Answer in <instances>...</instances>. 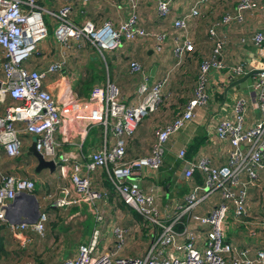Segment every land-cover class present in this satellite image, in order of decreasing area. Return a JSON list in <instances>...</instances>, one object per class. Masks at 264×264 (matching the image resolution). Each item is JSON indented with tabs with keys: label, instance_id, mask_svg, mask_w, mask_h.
<instances>
[{
	"label": "built area",
	"instance_id": "built-area-1",
	"mask_svg": "<svg viewBox=\"0 0 264 264\" xmlns=\"http://www.w3.org/2000/svg\"><path fill=\"white\" fill-rule=\"evenodd\" d=\"M88 1L91 0H81L83 4ZM125 1L128 14L116 27H112L109 21L95 27L89 20H84L81 25L74 24L68 17V5L52 12L40 7L35 0H0V50L5 59L1 64L0 79V153L8 158L18 156L22 136L33 135L35 151L44 159L52 160L58 178L68 182L40 199L60 208L84 204L92 215L93 223L87 239L78 243L75 256L63 259L62 264H264L262 248L251 253L249 247H236L224 239L228 225L247 224V189L255 183L258 172L264 169V29L254 32L251 37L252 44L260 51L258 68L249 85L259 116L250 125L244 126L246 99L237 95L233 98L230 114L216 119L214 137L229 146L222 165H213L207 156L185 159L184 150L178 151L177 157L183 165L181 174L189 185L167 223L158 215L152 194L143 192L132 174L144 169L155 171L160 166L166 138L192 119L194 108L206 104V81L211 69L226 68L236 75L244 73L242 64L226 67L220 60L223 42L215 36L213 26L206 30L212 42L211 50L209 56L199 62L192 97L179 114L156 129L147 154L126 159L125 141L143 117L158 109L164 98L166 77L150 85L146 83V77H142L136 87L138 100L135 104L124 103L117 86L107 78L94 85L84 101L91 104L85 121L88 125L101 126L104 137L110 134L111 143L81 156L82 163L76 160L70 162L65 154L56 155L61 143L54 136L74 120L72 111L79 103L66 88L60 108L56 98L42 86V81L49 74L62 72L69 42L74 41L80 46L83 40L87 41L103 60L102 53L117 49L122 41L152 36L153 49L158 51L165 39L164 31L151 35L138 25L137 0ZM171 1L154 0L159 18L168 14ZM207 1L198 0L197 4ZM263 10L264 0H234V13L224 14L220 22L240 21L244 11ZM43 13L56 19L53 36L61 49L58 57L45 68L29 70L24 62L46 36ZM196 15L198 10L192 7L189 13L174 18L171 22L173 30H183L186 18ZM171 51L177 65L185 53L193 51V45L188 39L174 38ZM128 69L130 73L142 75V68L135 61L128 63ZM7 98L10 102L5 103ZM63 108L65 111H62ZM98 168L106 170L107 178L122 203L147 225L158 229L141 255L125 257L119 254L126 242L127 230L116 221L110 227L111 243L99 248L98 225L102 216L95 203L100 198H106L107 194L94 189L89 180L90 172ZM194 171L200 174L201 184L192 182ZM33 190V179L0 173V223L7 225L20 244L30 241L29 236H19L22 230L41 235L47 220L46 212L38 207L36 218L31 221V208L24 198L20 197L15 204L12 203L18 195L33 194ZM214 192L218 193L219 201L209 211L205 214L192 211ZM188 223L200 227L201 235L191 231ZM175 224L180 225V230L173 228ZM255 225L262 228L264 237V219ZM250 234H254V229H248Z\"/></svg>",
	"mask_w": 264,
	"mask_h": 264
},
{
	"label": "crops",
	"instance_id": "crops-1",
	"mask_svg": "<svg viewBox=\"0 0 264 264\" xmlns=\"http://www.w3.org/2000/svg\"><path fill=\"white\" fill-rule=\"evenodd\" d=\"M35 2L43 9L52 12H56L62 5H68L70 8L68 17L76 25H81L84 20H89L95 27L105 21H109L112 27H116L128 14V5L125 0H91L84 4L81 0H49L48 5L43 0H35ZM197 2L198 0H172L169 4L168 14L164 18H159L156 15L154 0H137L138 25L151 35L160 31L166 33L158 51L153 49L154 39L152 36L122 41L117 49L104 52L109 66L108 76L105 66L101 68L97 63L98 59H102L87 41L83 40L80 46L76 42L70 41L62 72L49 74L42 81V86L60 103V108L66 88L79 103L77 109L74 107L72 111L75 116L74 120L69 122L70 124L65 126L62 131L57 132L54 137L61 143L56 152L57 156L65 154L70 162L76 160L82 163L81 156H86L89 151L109 146L112 139L109 133L104 137L98 125H88L85 121L91 104H85L84 101L79 100H86L91 89L85 94H78L80 82L93 74L92 88L108 78L117 86L124 103L135 104L138 100L136 87L142 77H146L148 85L161 77H166L167 83L163 89L164 98L159 108L143 117L132 135L125 141L124 157L126 159L145 155L155 139L156 129L179 114L184 109L187 99L191 97L198 64L209 56L211 50L212 42L206 30L210 26L214 27L215 36L223 42L220 60L226 67L242 64L244 73L238 74L239 77L226 68L224 70L211 69L206 81V92L208 93L206 104L194 108L192 119L186 121L179 130L166 138L160 166L155 171L144 169L134 171L132 174V178L136 180L140 189L145 193L152 194L158 215L166 223L170 221L175 206L180 204L189 185L181 174L183 165L177 157L178 151L183 149L184 158L187 159L185 153L188 146L195 138H200L202 143L189 160L198 156H207L213 165H222L225 162L229 146L227 142L219 141L214 137L213 126L216 119L223 114H230L233 98L237 95L244 96L246 99L244 126L250 125L259 116L249 85L252 81L253 71L258 68L260 51L252 44L251 37L254 32L264 29V10L244 11L240 21L221 23L220 20L224 14L234 13V0H208L205 4H197ZM192 7L198 10V15L187 17L183 30H173L172 20L189 13ZM45 15L46 17L42 15V19L46 27V36L37 43L36 51L24 62V66L29 70L45 68L48 63L58 57L61 49L53 36L56 19ZM174 38L188 39L193 45V51L185 53L177 65H175L171 51ZM2 59L0 50V79H2ZM130 61L141 65L142 75L129 72L128 63ZM101 70L103 77H101ZM8 102L7 98L5 103ZM62 111H65L64 108ZM33 139L34 136L31 134L22 136L21 149L24 156L21 161L28 162L31 165L30 169L27 170V165L24 163L21 165L19 162L20 167L19 165L16 169L9 167L7 171H13L17 175H20L18 173H27L32 176V179L40 174H53L58 179L55 169L52 172L47 169L34 172L35 159L27 153V147ZM2 160H6L4 155L0 156V163ZM103 170L106 175L104 168L90 172L89 180L94 189L108 194L109 188L103 184ZM60 180L63 181L61 185L68 184L67 179ZM107 180L109 181L108 178ZM60 183L56 185L55 189L61 186ZM33 195L39 208H42L45 203L50 206L49 202L40 199L41 196L38 198L34 192ZM120 201L117 195H113L112 198H100L95 203L102 216V221L98 225L100 230L99 248L111 243L110 227L116 221L115 213L120 208L123 209L121 216L124 219L118 224L127 230V238L119 254L125 257L141 255L157 235L158 229L137 220L133 215V210L125 204H120ZM218 201V193L214 192L196 205L192 211L197 214H205ZM48 210L57 211L54 213L57 219L55 223H45L41 235L27 229L19 233L21 237L29 236V243L20 244L18 239L9 232L7 225L2 224L0 235L3 238L6 253L0 259V264H62L63 259L75 256L77 244L84 242L90 231L83 238L77 236L74 240L72 237H68L63 218L69 219L82 213L89 216L92 225V215L84 204L63 208L51 206ZM246 210L247 215L250 214L245 217L247 224L228 225L224 239L236 247H249L251 253L259 248L264 250L263 230L255 225L264 219V169L258 172L255 183L247 189ZM127 212L129 214H126ZM84 221L85 219L81 223L84 224ZM176 225L173 228L177 231L180 230L181 227L175 228ZM188 227L195 234L201 235L200 227L192 223H188ZM248 229H254V234L248 235ZM67 238L71 240H67Z\"/></svg>",
	"mask_w": 264,
	"mask_h": 264
},
{
	"label": "rangeland",
	"instance_id": "rangeland-1",
	"mask_svg": "<svg viewBox=\"0 0 264 264\" xmlns=\"http://www.w3.org/2000/svg\"><path fill=\"white\" fill-rule=\"evenodd\" d=\"M45 14L46 13H43V15L46 17ZM79 101H86V100H79ZM10 164H11L10 162L9 163L7 162V159L5 161L2 160L0 163V173L7 171V169H9V167H11V168L13 167V169H16V167L19 165V163L12 164V165H10ZM24 164L27 165L26 169L29 170L31 165L28 162H25ZM18 174L25 175L26 173H18ZM34 180L36 182V186L34 187L33 192L36 196H38V198H40L39 196L42 197L44 195L52 193L58 183L61 182L59 185H61L63 183V181H61L59 178L57 179L53 174L52 175L40 174V175L35 176ZM42 201H45V200H42ZM117 207H119V206H117ZM55 212H57V211H54V210H48L47 211V213H48L47 220H46L47 223H55V221L57 219V217L54 215ZM62 212H64V211L62 210ZM122 213H123V209L118 208V211L115 213V216L117 218L116 219L117 223H120V221H123L124 217L121 216ZM126 214H129V213L127 212ZM248 215H250V214H248ZM63 219L65 220L66 226H64V227H66V230L68 232V237L70 236L74 240L76 239L77 236L78 237L80 236L81 238H83L86 234L89 233L90 228L92 226L91 221L89 219V216H87L86 214H82V213H80L74 217H70L69 219H67L65 217ZM84 219H85L84 224H82L81 222ZM69 233H71V235H69ZM67 240H71V239L67 238ZM3 264H5V263H3Z\"/></svg>",
	"mask_w": 264,
	"mask_h": 264
},
{
	"label": "trees",
	"instance_id": "trees-1",
	"mask_svg": "<svg viewBox=\"0 0 264 264\" xmlns=\"http://www.w3.org/2000/svg\"><path fill=\"white\" fill-rule=\"evenodd\" d=\"M192 52V51H191ZM191 52H189V53H191ZM102 57H103V61L102 60H100V59H98L97 60V63H98V65H100V67L101 68H104V66H105V68H106V71H107V75L109 76V66H108V61H107V58H106V56H105V54L104 53H102ZM140 65V64H139ZM199 65V64H198ZM140 67H141V65H140ZM142 68V67H141ZM91 71H92V69H90ZM197 74V73H196ZM101 77H103V71L101 70ZM93 78H94V75L93 74H91V76H89V77H87L86 79H83L81 82H80V84L78 85L79 86V90H78V94H85L87 91H90V89H91V86H92V82H93ZM108 79V78H107ZM195 81H196V76H195ZM111 82V81H110ZM114 84V83H113ZM115 85V84H114ZM194 85H195V82H194V84H193V87H192V91H191V97H192V92H193V88H194ZM116 86V85H115ZM190 97V98H191ZM189 98V99H190ZM189 99H187V101L189 100ZM9 100V102H10V99H8ZM186 101V102H187ZM175 117V116H174ZM99 130L101 131L102 130V128H101V126H99ZM202 143V139H200V138H195L194 140H193V142L188 146V149H187V151H186V153H185V157L187 158V159H189L190 157H191V155L198 149V147H199V145ZM1 155H4L3 153H0V156ZM24 156V154H23V152H22V149H20V153H19V155L18 156H16V157H13V158H8V157H6L5 155H4V157H5V159H7V161H9L11 164L10 165H12V164H14V163H19V162H21V165H23V163L24 162H22L21 161V159H23L22 157ZM8 162V163H9ZM20 164V163H19ZM19 167H20V165H19ZM2 173H4V174H8V173H12V174H14V175H17V174H15L13 171H4V172H2ZM102 174H103V178H104V181H103V184H104V186H106V187H108L109 188V193L106 195V197L107 198H112L113 197V195H117V194H115V192H114V190H113V188H112V185H110V183H109V181L107 180V178H106V175H105V172H104V170H103V172H102ZM18 176H21V177H27V178H30V179H32V176H30L29 174H25V175H18ZM34 180V179H33ZM201 176H200V174L198 173V172H196V171H194V173H193V175H192V182H194V183H196V184H201ZM36 186V182L34 181V187ZM110 194V195H109ZM120 204H122V205H124L123 203H122V201H120ZM49 208H51V206H48V204L47 203H45L44 204V206L41 208V209H43L45 212H46V214H47V216H48V213H47V211H48V209ZM133 215H134V217L137 219V220H140L142 223H145L142 219H141V217H139L134 211H133ZM182 221H183V219H182ZM47 223V222H46ZM3 226H2V223H0V231H1V228H2ZM180 227V225H176L175 226V228H179ZM5 253H6V251H5V248H4V243H3V238H2V236L0 235V259L5 255Z\"/></svg>",
	"mask_w": 264,
	"mask_h": 264
},
{
	"label": "water",
	"instance_id": "water-1",
	"mask_svg": "<svg viewBox=\"0 0 264 264\" xmlns=\"http://www.w3.org/2000/svg\"><path fill=\"white\" fill-rule=\"evenodd\" d=\"M43 2L48 5L49 4V0H43ZM5 60L4 58L2 59V61ZM253 73H256V70L253 71ZM240 77V75H238ZM27 153L32 155L35 159V166H34V172H39L42 169H47L49 172H52L54 170V163L52 160H47L44 159L42 157V155L40 153H38L37 151H35L34 149V140H32L30 142V144L27 147ZM24 198L28 204L30 205L31 208V213H32V218L31 221H34L38 212V203L37 200L35 198V196L33 194H20L16 197V199L12 202L13 204H15V201L18 198Z\"/></svg>",
	"mask_w": 264,
	"mask_h": 264
}]
</instances>
